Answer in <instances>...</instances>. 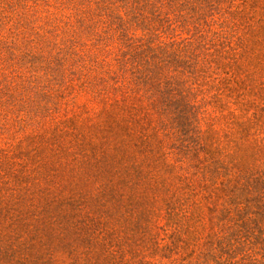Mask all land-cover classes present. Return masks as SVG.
<instances>
[{"label": "rangeland", "instance_id": "obj_1", "mask_svg": "<svg viewBox=\"0 0 264 264\" xmlns=\"http://www.w3.org/2000/svg\"><path fill=\"white\" fill-rule=\"evenodd\" d=\"M262 182L264 0H0V264H197Z\"/></svg>", "mask_w": 264, "mask_h": 264}, {"label": "trees", "instance_id": "obj_2", "mask_svg": "<svg viewBox=\"0 0 264 264\" xmlns=\"http://www.w3.org/2000/svg\"><path fill=\"white\" fill-rule=\"evenodd\" d=\"M123 47L121 49V55L117 59L118 67L116 72L111 71V81L119 79L117 76L119 73H126L130 67L137 86L146 88L150 83L154 71H150L146 68L147 64L155 57L149 56L150 46L142 43L134 42L132 39H128L124 33H122ZM252 182H261L255 180ZM253 191H264V182L252 185ZM262 193V192H261ZM264 197V195H262ZM233 205V202H232ZM231 216H233L231 218ZM231 221L234 223L231 231H225L223 229V222ZM219 231L217 233V240L208 244V249H205L204 253L200 254V260L197 264H260L259 261L251 256L253 247L262 246L264 251V235L260 233L257 235L256 228L251 227L242 214L233 215L231 208L225 212L220 223L218 224Z\"/></svg>", "mask_w": 264, "mask_h": 264}]
</instances>
